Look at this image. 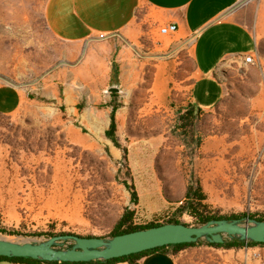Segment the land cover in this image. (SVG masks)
<instances>
[{
	"label": "rangeland",
	"instance_id": "rangeland-1",
	"mask_svg": "<svg viewBox=\"0 0 264 264\" xmlns=\"http://www.w3.org/2000/svg\"><path fill=\"white\" fill-rule=\"evenodd\" d=\"M43 4L0 0V83L30 97L16 113L0 114V238L111 240L128 211L135 212L134 225L163 224L183 204L192 177L211 212L264 219V0H241L262 14L260 66L239 72L222 102L208 112L195 108L191 120L182 118L193 105L188 96L164 106L147 92L129 94L120 80L101 88L72 74L63 78L69 47L50 34ZM116 85L120 91L110 92ZM115 107L119 146L106 135ZM127 185L135 187L137 205ZM176 219L198 226L188 214ZM200 241L190 247L203 250L197 261L264 264V246L226 249Z\"/></svg>",
	"mask_w": 264,
	"mask_h": 264
},
{
	"label": "crops",
	"instance_id": "crops-1",
	"mask_svg": "<svg viewBox=\"0 0 264 264\" xmlns=\"http://www.w3.org/2000/svg\"><path fill=\"white\" fill-rule=\"evenodd\" d=\"M261 17L241 0H44L43 4L50 34L69 47L63 58L70 68H64L63 78L68 73L103 88L112 81L115 65L129 94L147 92L164 106L188 96L206 112L222 102L227 82L242 70L258 67L259 63L247 64L244 59L252 55L256 62L261 60ZM171 24L178 26L177 32L162 35L160 29ZM29 98L21 89L0 83V114L16 113ZM200 251H157L138 264H208L194 258Z\"/></svg>",
	"mask_w": 264,
	"mask_h": 264
},
{
	"label": "water",
	"instance_id": "water-1",
	"mask_svg": "<svg viewBox=\"0 0 264 264\" xmlns=\"http://www.w3.org/2000/svg\"><path fill=\"white\" fill-rule=\"evenodd\" d=\"M109 91L118 93L120 88L116 85ZM249 222L254 221L249 220ZM226 236H237L243 240L264 243V222L243 225L240 222L220 220L204 226L164 224L160 227L117 236L111 240L71 234L55 236L44 243H21L0 238V257L42 259L60 263L108 261L160 247L197 243L204 237L210 243L222 244ZM61 241H74L77 246L69 250L58 249L56 244Z\"/></svg>",
	"mask_w": 264,
	"mask_h": 264
},
{
	"label": "trees",
	"instance_id": "trees-1",
	"mask_svg": "<svg viewBox=\"0 0 264 264\" xmlns=\"http://www.w3.org/2000/svg\"><path fill=\"white\" fill-rule=\"evenodd\" d=\"M112 82L114 84L119 83V68L114 65L113 67V74H112ZM195 106L192 105L190 109L186 111V113L182 116V118L188 117L189 120L191 118L196 117V110ZM199 110V109H198ZM201 111V110H199ZM117 107H115L111 113V125L109 130L106 132L108 138H110L116 146H119V142L116 136L117 132ZM194 124V121L192 122ZM125 156H127V150L124 151ZM127 188L132 191V202L134 204L139 203V197L137 191L134 186L127 185ZM207 201V196L203 190L201 182L199 179L192 177L189 180V185L187 188L185 200L179 208L173 213L172 218L167 221L166 223H151L146 226H138L134 225V211H128L123 218L118 222L115 226L112 237L115 238L117 236L134 233L137 231L148 230L156 227H160L164 224H183L178 221L176 218L180 215L188 214L192 216L196 220V224L198 226H204L211 222H217L220 220H224L227 222H241L246 219L252 220L254 222H264V219H259L258 221L255 220L254 216H247V215H234V216H220L217 213L211 212L209 206L204 204ZM190 226V225H189ZM93 238V237H88ZM230 239H225V242L222 244L210 243L208 242L207 245L215 248H226V249H241L248 246H264V243H256L254 241H247L243 240L237 236H229ZM201 243L199 240L197 243H186V244H179V245H170L165 247L156 248L150 251H145L142 253L129 255L117 259L112 260H96V261H88V262H79V263H70V262H50L44 261L42 259H32V258H7V257H0V262H11L15 264H138L143 257L157 251H172L174 254L179 253L182 250L188 249L190 247L196 246L197 244Z\"/></svg>",
	"mask_w": 264,
	"mask_h": 264
},
{
	"label": "built area",
	"instance_id": "built-area-1",
	"mask_svg": "<svg viewBox=\"0 0 264 264\" xmlns=\"http://www.w3.org/2000/svg\"><path fill=\"white\" fill-rule=\"evenodd\" d=\"M177 30H178V26L171 24V25H167V26L162 27L160 29V33L164 36H167V35H171V34L177 32ZM100 38H104V35H101ZM244 61L247 64H255L256 63L255 57L252 55L245 56Z\"/></svg>",
	"mask_w": 264,
	"mask_h": 264
}]
</instances>
